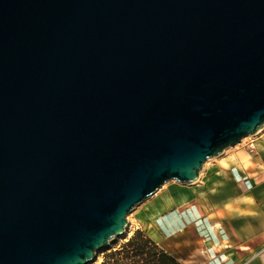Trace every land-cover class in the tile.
I'll list each match as a JSON object with an SVG mask.
<instances>
[{
  "label": "water",
  "instance_id": "water-1",
  "mask_svg": "<svg viewBox=\"0 0 264 264\" xmlns=\"http://www.w3.org/2000/svg\"><path fill=\"white\" fill-rule=\"evenodd\" d=\"M263 129L264 0H0V264H96Z\"/></svg>",
  "mask_w": 264,
  "mask_h": 264
},
{
  "label": "crops",
  "instance_id": "crops-1",
  "mask_svg": "<svg viewBox=\"0 0 264 264\" xmlns=\"http://www.w3.org/2000/svg\"><path fill=\"white\" fill-rule=\"evenodd\" d=\"M257 156L228 157L193 188L164 189V218L145 233L181 264H264V139ZM236 168L244 178L235 182Z\"/></svg>",
  "mask_w": 264,
  "mask_h": 264
},
{
  "label": "rangeland",
  "instance_id": "rangeland-1",
  "mask_svg": "<svg viewBox=\"0 0 264 264\" xmlns=\"http://www.w3.org/2000/svg\"><path fill=\"white\" fill-rule=\"evenodd\" d=\"M264 139V129L261 130L258 134L254 136L246 137L241 144L236 147L228 149L223 155L219 157H214L210 161H208L204 167V169L200 172V174L205 172L206 170L214 169L217 166H223L226 163V159L231 156L238 155L239 153L249 154L251 156H257L259 152L261 141ZM218 168V167H217ZM231 175L234 176L235 182H241V179L244 178L238 172L236 168H232ZM180 184L176 181L168 182L164 185V187L159 190L156 195L149 198L144 203L136 206L132 213L128 216V226L126 227V235L123 237L116 238L110 245L108 250H104L100 252L98 255V260L96 264H101L103 261V256L105 253H108L117 247L121 246L124 242L128 241L131 237H133L134 233L138 230L146 231L149 230L150 225L155 221H160L164 218V210L166 205V197L163 194L164 189L170 186H179ZM182 185V184H181ZM187 188H193V185H184Z\"/></svg>",
  "mask_w": 264,
  "mask_h": 264
},
{
  "label": "trees",
  "instance_id": "trees-1",
  "mask_svg": "<svg viewBox=\"0 0 264 264\" xmlns=\"http://www.w3.org/2000/svg\"><path fill=\"white\" fill-rule=\"evenodd\" d=\"M101 264H181L173 256L138 230L128 241L105 253Z\"/></svg>",
  "mask_w": 264,
  "mask_h": 264
},
{
  "label": "bare ground",
  "instance_id": "bare-ground-1",
  "mask_svg": "<svg viewBox=\"0 0 264 264\" xmlns=\"http://www.w3.org/2000/svg\"><path fill=\"white\" fill-rule=\"evenodd\" d=\"M244 139H245V138H244ZM225 152H227V151H225ZM225 152H224V153H225ZM125 235H126V231H125V233H124L122 236H125Z\"/></svg>",
  "mask_w": 264,
  "mask_h": 264
}]
</instances>
